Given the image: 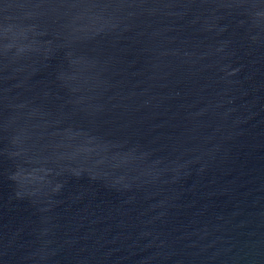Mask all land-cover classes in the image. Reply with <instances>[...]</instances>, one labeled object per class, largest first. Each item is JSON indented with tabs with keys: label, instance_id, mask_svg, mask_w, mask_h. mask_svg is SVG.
I'll list each match as a JSON object with an SVG mask.
<instances>
[{
	"label": "water",
	"instance_id": "water-1",
	"mask_svg": "<svg viewBox=\"0 0 264 264\" xmlns=\"http://www.w3.org/2000/svg\"><path fill=\"white\" fill-rule=\"evenodd\" d=\"M0 264H264V0H0Z\"/></svg>",
	"mask_w": 264,
	"mask_h": 264
}]
</instances>
